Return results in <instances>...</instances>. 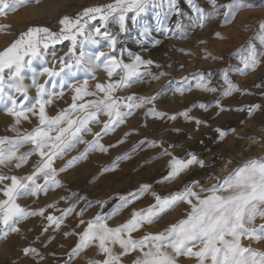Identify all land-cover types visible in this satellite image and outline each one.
I'll return each mask as SVG.
<instances>
[{
  "label": "rangeland",
  "instance_id": "obj_1",
  "mask_svg": "<svg viewBox=\"0 0 264 264\" xmlns=\"http://www.w3.org/2000/svg\"><path fill=\"white\" fill-rule=\"evenodd\" d=\"M113 2L114 0H28L25 6L15 11L5 10L4 14H0V26H4L0 28V40L3 38L4 43L0 52L30 27H47L59 32V21L64 16L74 19L87 7ZM231 3L232 0H216L213 6L211 0H176L177 12L170 10V0H151L146 12L137 17L138 25L132 23L133 12L126 14L127 30L124 32L120 31L118 22H113L115 16L109 17V22L103 26L99 18L89 22L86 35L94 27H100L102 33L107 30L116 37L114 54L118 59L131 63L133 57L129 53H132L153 61L152 65L141 67L140 72L144 75L139 83L118 89L113 95L119 98L121 104L127 103L126 98L129 96L136 98L135 103H140V97L151 98L152 102L132 109V115L126 118L125 123L115 126L114 131L106 134L101 129L109 116L98 114L97 120L88 125L90 131L81 133L83 142L75 143L61 158L54 159V168H66L65 171L56 173L55 179L59 181V185L48 181L46 190L37 195L17 197L16 203L23 209L37 213L44 209V215L28 216L16 225L19 231L9 232L6 238L0 237V264H90L92 261H101L105 256L100 252L98 242L80 251L78 255H71L79 242V234L97 215L105 218L104 223L109 228H116L129 220L133 212L147 210L154 205V194L165 197L183 191L187 186L203 198L211 195L208 189L223 183L234 170L249 161L264 160V44L261 43V37H264V28L261 27L264 23V0H244L246 6L226 17L224 13L228 9L222 6ZM39 6L48 13L42 14L43 17H32L30 11L32 8H40ZM197 8L202 9L205 14L203 21L198 19ZM145 29L148 34L142 35ZM81 40L85 41V53L103 51L113 54L108 41L93 33L92 40H85L84 36L77 37L74 53L69 52L71 40L50 44L43 59L33 60L31 68L23 70L22 81H18L11 70L5 68L3 81L0 82V87L3 88L0 92V139L7 137L12 143L6 141L0 144V150L5 153L16 151L17 156L31 154L19 167L17 160L0 164V176L24 179L32 175L40 163V155L33 151L35 146L28 141H18V138L40 126L34 75L37 83L45 85L47 92L56 93L51 96L52 102L45 105L48 117L70 109L76 94L73 86H84L87 81L86 90L96 93L77 100V104L99 100L104 94L96 89V84H107L110 79L115 81L123 75L122 72L120 75L114 72L109 78L102 65L96 67L94 63L88 64L87 57L85 62L71 69L63 85L60 84L59 77L37 75L43 67L59 71L62 63H73L74 57L79 56ZM253 48L258 55L259 64L254 71H241L244 59ZM53 52L55 56L52 55ZM200 81L208 82V87L215 91L198 88L196 85ZM229 82L236 85L237 90L225 95ZM17 83L23 85V92L16 91ZM9 96L17 101L18 107L35 105L36 115L26 112L28 119L21 118L20 123L16 124L15 117L8 114V108L12 107ZM201 104L207 107L201 108ZM254 105H259V108L250 114L249 109ZM149 109L164 115H149ZM185 111L191 119L186 120L180 115ZM83 115L84 112H75L73 118ZM173 115L176 119H169ZM196 120L202 123L197 124ZM217 129H221L226 135L221 137ZM97 132L101 133V144L114 147H108L106 153L89 151L86 159L67 166L73 157H79L85 152L88 142L94 140ZM125 133L130 135L125 136ZM121 140L124 142L119 143ZM141 141H156L158 146L150 147L147 142L141 144ZM247 141L252 142V146H245L241 150L240 145ZM164 149L171 155H162ZM190 154L202 161L203 166L194 163L177 178L166 180L165 177L171 170L169 161L172 157L188 160L191 158ZM118 157L126 158L117 161ZM114 161L118 163L115 170L104 171ZM34 179L41 186L46 185L42 173ZM10 184V179L0 181V200L8 199L2 190ZM144 184L150 185L147 191L141 190V185ZM121 197H125L127 203ZM192 199L196 203L195 198ZM68 208L73 211L63 218L59 228L47 220L49 215L62 216ZM191 211L190 204L180 202L173 209L162 213L153 224H146L133 232L132 237L139 239L150 233L163 232L171 225L187 219ZM255 224H264V219L258 217ZM0 227L3 225L0 224ZM242 243L264 252V240H243ZM109 247L113 248L114 253L121 251L119 245ZM26 248H34L36 252L25 254ZM138 255V252H133L121 256V264H133ZM196 261L195 257H177V264H198ZM205 264H211V259Z\"/></svg>",
  "mask_w": 264,
  "mask_h": 264
},
{
  "label": "snow or ice",
  "instance_id": "obj_2",
  "mask_svg": "<svg viewBox=\"0 0 264 264\" xmlns=\"http://www.w3.org/2000/svg\"><path fill=\"white\" fill-rule=\"evenodd\" d=\"M27 3L28 0H0V14H4L5 10L15 11ZM150 3L151 0H114L113 3L106 5L87 7L74 19L68 16L60 19L59 24L61 27L59 32L51 31L47 27H30L8 48L0 52V82L3 81L5 68L10 69L11 74L18 81H22L24 78L22 76L23 70L31 68L33 60L43 59L50 44L54 45L63 40H71L72 47L69 48V52L74 53L78 43L77 37L84 36L85 40H92L94 32L108 41V46L113 50V54L103 51L94 54L85 53L83 50L85 41L81 40L79 41V56L74 57L73 63H62L59 71L54 68L43 67L42 71L37 73V75H47L49 78L59 77L60 84L63 85L65 77L68 76L71 69L85 62V57H87L86 62L88 64L94 63L96 67L102 65L109 78L113 76L114 72L116 75L123 73L118 80L112 81L110 79L107 84H96V89L104 94L99 100H89L85 103L77 104V100H83L84 96L96 95V93L86 90L87 81L84 82V86H73L76 94L73 96L70 109L63 110L54 117L46 115L45 105L52 102L51 96L56 95V93L47 92L45 85L37 83L34 75L33 85L37 88L38 98L36 104L39 105L40 126L27 135L18 138V141L31 142L35 146L33 151L40 155L41 160L35 172L24 179L15 176H0V181L11 180V184L2 190L8 199L0 200V224L3 225V227H0V237L6 238L9 232L19 231L16 225L30 215H44V209H40L38 213L26 211L16 203L17 197L37 195L38 192L46 190L48 181H51L54 185H59V181L55 179L56 173L57 171H65L66 168L59 170L54 168L52 166L54 159L61 158L75 143L83 142L81 133L90 131L88 125L91 121L97 120L98 114L102 113L109 116L108 121L105 122L101 129V132L106 134L114 131L115 126L125 123L126 118L132 115V109L141 108L144 104L152 102L151 98L140 97V103H135L136 98L129 96L126 98L128 102L121 104L119 98L115 97L113 93L118 89L131 87L132 84L139 83L144 75V73L140 72L141 67L146 68L152 65L153 61L144 59L138 54L129 53L133 57L132 62L125 63L122 59H118L115 56L117 39L115 36L110 35L107 30L102 33L100 27H94L92 31L87 32V35L85 34L90 21L99 18L103 26L109 22V17L113 16H115L113 22H118L120 31L124 32L127 30L126 14L133 12L132 23L133 25H138L137 17L146 12ZM211 3L215 6L216 0H211ZM244 6H246L244 0H232L231 4L223 5L222 7L228 9L224 13L227 17ZM170 10L179 11L176 9V0H170ZM196 11L198 19L203 21L205 19L203 10L197 8ZM201 26L203 25L201 24ZM2 27L4 26H0V28ZM261 27L264 28V23L261 24ZM147 34L148 30L145 29L142 35ZM217 36L219 37V33H217ZM261 43L264 44V37H261ZM52 55L55 56V52ZM25 57H28V59H25ZM258 64L259 58L255 48H253L249 56L244 59V68L241 71H254ZM117 69L119 70L118 72ZM33 71L35 72V69ZM196 86L205 91H215V89L208 87V82L206 81H200ZM234 90H237L236 85L229 82L225 95H230ZM2 91L3 88L0 87V92ZM16 91H24L21 83H17ZM9 100H11L12 107L8 108V114L15 117L16 124L20 123L21 118L28 119L25 115L26 112H32L33 115H36L35 105L18 107L17 101L13 97L9 96ZM199 106L201 108L207 107L204 104ZM257 108H259V105L252 106L249 109V113L251 114ZM89 109L93 110L90 111ZM123 109H127V111ZM221 110L223 111L224 109L221 108ZM75 112H84L85 115L73 118V113ZM147 114L158 117L164 115L156 113L153 109H149ZM180 115L186 120L191 119L187 111L180 113ZM169 119L175 120L176 116L173 115ZM196 123L200 124L202 121L196 120ZM217 132L221 137L226 135L221 129H217ZM52 133H55V135H52ZM128 135L130 133H125V136ZM100 136V132L95 133L94 140L88 142L85 152L79 157H73L72 160L68 161L67 166H71L81 159H86L89 151L98 150L106 153L108 147H114V145L106 147L101 144ZM6 141H8V138L4 137L0 139V144ZM8 142L12 143L11 141ZM123 142V140L119 141V143ZM145 142L150 147L158 146L156 141H141V144ZM160 143L162 144L163 142ZM46 149L47 151H45ZM30 154L17 156L16 151L10 150L5 153L0 150V164L17 160L19 162L17 167H19L20 163L27 161ZM162 155L170 156L171 153L164 149ZM122 158L126 157H118L117 161ZM117 161H114L104 171L115 170L118 166ZM194 163H200L203 166V162L198 161L195 155H191L188 160H181L173 156L169 161L171 170L165 179L173 180L177 178L181 172ZM41 173L46 181L45 186L36 183L34 179L35 176ZM149 188L150 185H141L142 191H147ZM202 191L204 190L202 189ZM207 191L211 195L203 198L191 187L187 186L183 191L165 197L154 194L156 199L154 205L147 210L133 212L129 220L116 228H109L104 223L105 218L97 215L93 221L88 222L87 228L79 234V242L73 248L71 255H78L80 251L98 242L99 250L104 254L105 258L101 261H92L90 264H121V256L133 252L139 253L133 264H177V257L179 256L195 257L198 264H205L208 259H211V264H264V252L246 247L242 243L243 240H254L257 242L264 240V224L259 226L255 224L258 217L264 219V160L249 161L243 167L230 173L223 183L213 185ZM219 193H227V195ZM192 198H195L196 203H193ZM121 200L127 203L125 197H121ZM180 202H187L192 206V211L187 219L171 225L163 232L150 233L139 239L132 237L133 232L138 231L146 224H153L162 213L173 209ZM72 211V208L65 209L62 216L53 217L49 215L47 220L55 223L56 227L59 228L63 218ZM109 245H119L121 251L114 253L113 248L109 247ZM197 248L198 250H194ZM24 252L25 254L34 253L36 249L26 248Z\"/></svg>",
  "mask_w": 264,
  "mask_h": 264
},
{
  "label": "bare ground",
  "instance_id": "obj_3",
  "mask_svg": "<svg viewBox=\"0 0 264 264\" xmlns=\"http://www.w3.org/2000/svg\"><path fill=\"white\" fill-rule=\"evenodd\" d=\"M65 1V0H64ZM68 1V0H67ZM48 2V1H47ZM58 3V2H57ZM40 7V6H39ZM48 11V10H47ZM29 12V11H28ZM48 13V12H47ZM46 13V10H44L43 8H42V6L40 7V8H32V10L30 11V14H31V16L32 17H39L40 15L43 17L44 15H42V14H47ZM29 14V13H28ZM29 16V15H28ZM49 19V18H48ZM91 30V29H90ZM94 33V32H93ZM2 40H3V38H2ZM2 40H0V51H1V48H2V45L4 44L3 43V41ZM6 45V44H5ZM3 51V50H2ZM248 147V146H252V142H250V141H247V142H244L242 145H240V149L242 150H244V147ZM222 194V193H221ZM197 262V261H196Z\"/></svg>",
  "mask_w": 264,
  "mask_h": 264
}]
</instances>
